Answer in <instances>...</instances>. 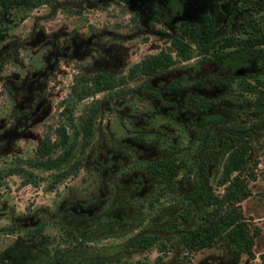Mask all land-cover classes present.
<instances>
[{"label":"rangeland","instance_id":"1","mask_svg":"<svg viewBox=\"0 0 264 264\" xmlns=\"http://www.w3.org/2000/svg\"><path fill=\"white\" fill-rule=\"evenodd\" d=\"M9 11L0 17V264H51L54 246L68 249L58 264H83L95 253L105 264H264V124L247 157L249 195L240 203L260 230L253 260L234 257L221 244L185 255L178 238L161 251L157 244L130 249L134 238L156 232L181 205L156 176L146 177L145 162L176 152L187 160L191 124L253 119L249 101L231 104L222 97L225 86L194 80L206 73L248 75L263 64L264 43L251 51H238L237 44L264 35V0H51ZM209 17L215 39L236 41L222 49L235 51L231 64L199 63L195 56L125 81L123 95L115 88L80 100L71 95L81 75L125 76L146 56L171 52L169 39L180 21L198 25ZM172 77L190 85L167 91ZM191 91L214 100L192 111ZM89 107L96 114L84 147L77 136L73 156L59 169L30 167L37 140L55 141L62 126L71 141L77 116ZM139 131L153 142L137 139ZM12 168L20 169L6 174ZM177 187L183 194L190 182Z\"/></svg>","mask_w":264,"mask_h":264},{"label":"trees","instance_id":"2","mask_svg":"<svg viewBox=\"0 0 264 264\" xmlns=\"http://www.w3.org/2000/svg\"><path fill=\"white\" fill-rule=\"evenodd\" d=\"M50 1L0 0V17H4V14L10 13L9 10L16 7L32 8L37 4H49ZM155 13H158L157 9ZM235 43L233 37H223L221 42L214 38V21L211 17L198 25L180 21L177 32L169 39L171 52L160 49L157 53L132 64L126 75L118 78H113L101 71L93 73L92 76L83 74L77 80L81 86L78 88L73 86L71 95L76 100H80L91 93L114 88L115 94L123 95L127 93V90L123 91L120 88L124 87L125 81L137 76L149 78L177 62L190 60L195 56L199 57L197 60L199 63L209 62L215 58L231 64L235 60L234 56H231L236 55L235 51L223 52L222 49L231 47ZM260 43H264V35L260 38L246 36L238 41L237 50L251 51ZM189 81L185 80L183 83L181 77H172L165 81L164 88L167 91L176 92L189 86ZM194 81L196 84L205 81L225 86L222 97L231 104H243L249 101L253 119L247 122L243 117L242 120L220 122L215 125L191 124L193 137H190V141L193 145L191 144L188 151L187 160L181 158L180 153L176 152L145 162L146 177L156 176L164 193L170 192L181 205L176 215L170 216L165 224L158 226L156 232H148L134 238L130 249L137 247L144 249L157 244V249L161 251L170 241L178 238L185 255L214 244H221L234 257L242 255L253 260L254 238L260 230L243 216L240 203L249 195L246 186L247 178H244L245 175L251 178L247 168V157L252 145L258 139L256 133L262 131L261 124H264V62L248 75L206 73L198 76ZM186 95L189 109L197 112L204 111L214 100L207 94L193 91L187 92ZM66 112L68 113V109L64 106L63 113ZM95 114L96 108L89 107L77 116V126L73 127L75 134L69 142L62 126L56 130L58 139L55 141H51L46 136L38 139L33 161L29 162V166L45 170L59 169L61 163H66L73 156L72 151L79 144L76 141L77 136L80 140L83 138L80 148L84 147L86 139L92 133V121ZM144 136L143 131L135 134V137L143 140L145 144L153 142V137L145 139ZM64 145L66 147L63 152L52 156L53 151ZM19 169H9L6 174L14 173ZM244 172L245 175H243ZM178 181L190 182V189L183 194L178 193ZM217 188H221V191H216ZM159 238L160 240L157 241L156 239ZM67 252V248L54 246L51 252L53 259L51 264L62 262ZM39 259L42 262L41 258ZM85 259L83 264H105L104 257L98 253H95L94 257ZM27 264H31V261H27Z\"/></svg>","mask_w":264,"mask_h":264}]
</instances>
